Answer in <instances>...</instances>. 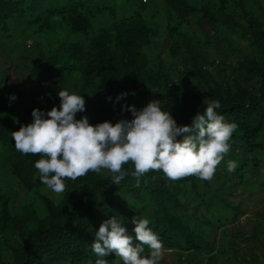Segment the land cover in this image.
Segmentation results:
<instances>
[{"label":"trees","instance_id":"trees-1","mask_svg":"<svg viewBox=\"0 0 264 264\" xmlns=\"http://www.w3.org/2000/svg\"><path fill=\"white\" fill-rule=\"evenodd\" d=\"M13 38L34 42L33 51L19 54L17 62L18 82L29 84L37 103L25 107L20 94L9 99L11 86L3 85L0 67V107L22 103L18 124L0 117L7 166L5 186L0 182V264H95L101 259L92 250L95 233L111 217L133 237V218L148 219L164 246L160 264H170L169 251L178 254L175 264H264V255L243 245L264 244V209L236 195L234 201L226 198L222 171L210 181L196 176L172 181L162 171H150L136 187L130 162L118 185L105 169L65 179L66 190L56 201L41 191L47 186L35 163L42 157L18 152L11 135L32 122L33 109H59L61 90L83 96L85 111L76 119L86 116L92 125L130 120L122 106L139 110L153 100L178 126L188 125L217 100V114L237 125L232 158L226 154L222 161L223 169L237 162L231 191L242 183L260 191L264 0H0V47ZM28 65L31 75L24 79ZM55 75L58 80L50 82ZM121 93L128 95L117 100ZM201 181L208 190L200 191ZM250 211L256 221L247 225L239 218ZM148 254L145 246L142 255ZM104 259L123 264L114 254Z\"/></svg>","mask_w":264,"mask_h":264},{"label":"clouds","instance_id":"clouds-1","mask_svg":"<svg viewBox=\"0 0 264 264\" xmlns=\"http://www.w3.org/2000/svg\"><path fill=\"white\" fill-rule=\"evenodd\" d=\"M126 95L121 93L117 100ZM58 96L59 109L53 107L47 113L33 109L32 122L11 133L18 152L42 157L35 168L41 182L57 194L66 190L65 179L75 181L89 172L99 174L102 169L108 170L112 183L118 185L129 174L123 166L130 162L136 187L139 178L150 171H162L172 181L189 176L210 181L230 151V139L237 128L217 114L216 109L221 108L217 100L208 104L204 114L197 113L188 125L178 126L156 100L139 110L122 106V111L126 107L132 114L130 120L92 125L86 116L76 119L77 113L85 111L83 96L66 90L59 91ZM236 167L237 162L228 161L229 172ZM132 222L135 237L116 217L101 223L92 243V250L101 257L95 264H108L104 257L109 254L119 257L123 264H160L164 246L149 227L150 221L134 217ZM145 246L149 249L147 256L142 255Z\"/></svg>","mask_w":264,"mask_h":264},{"label":"rangeland","instance_id":"rangeland-1","mask_svg":"<svg viewBox=\"0 0 264 264\" xmlns=\"http://www.w3.org/2000/svg\"><path fill=\"white\" fill-rule=\"evenodd\" d=\"M17 25L21 26L22 23L21 21H17ZM23 37V36H22ZM33 40L32 39H24V38H13L12 40H3L2 44H1V50L3 53V56H0V67H3V69L5 70L4 74V80H3V85L6 86L8 88V86H11L10 90H12V95L15 96V99L13 101H16V97L18 94L21 95V98L23 100V103L25 105V107H30L33 106L34 104L37 103V99L35 98V92L29 88V84H22L19 83L18 78L19 75L22 74V72L20 71V68H22L21 64L18 65L17 62V58L19 56V54L23 55V54H28L29 52L33 51ZM9 55H12L9 56ZM29 66V65H28ZM31 68L29 66L27 73L25 75L24 79H29V76L31 75ZM59 78L58 75H55L54 77H52L50 79V82L53 81H57ZM23 82H25V80H23ZM37 81L34 80L32 82V84H35ZM17 94V95H16ZM11 97V95H9ZM9 97V99H10ZM22 103L17 104V106H13L12 104H3V106L0 107V117L2 119H4L5 121L8 122H13L14 124H18L21 119L19 118L20 116V111H18V109H21ZM13 106V107H12ZM1 120V119H0ZM239 143V140H237ZM237 151V150H236ZM232 153H233V145H231L230 151L227 153L228 156L230 158H232ZM5 159V155L4 153H2L1 149H0V175H2V172H6L7 171V166L2 164V159ZM217 170L222 171L221 176L222 177H226L225 179L227 180L225 185L223 186V188L221 187L224 195L226 198H228L231 201H234L235 198L234 196H238L240 199L244 200V203H248V205L255 203V209H259L262 210L264 209V187L262 186H258L260 187L259 190L257 191V189H253L250 186L245 185L244 183H242V186L237 190H232V181H234V177H235V173L233 175V172H229L226 169H223L222 166V162L217 166ZM261 175H264V168H262V170L260 171ZM3 176V175H2ZM6 176L4 175L3 177L0 176V182L2 183L3 186H5L4 184V180H5ZM250 179V178H249ZM245 182H248V178L245 179ZM252 183V182H251ZM248 184V183H247ZM13 185H15V182H13ZM200 191L203 192V189L208 190L207 186H205V182L201 181L200 182ZM218 183L216 182L217 186ZM257 187V188H258ZM44 194L55 198L56 201H58V199L61 196L60 194H57L55 192H53L51 189H49L48 187H43L41 190ZM239 192V193H238ZM207 195L210 196L211 199H213V193L212 191H207ZM259 195V197H257ZM260 198V199H259ZM218 205V204H217ZM219 215V214H217ZM254 214H252V211L248 212L245 216H240L239 220H241V222L247 224V225H251L253 223H255L256 219L254 218ZM219 218V217H218ZM251 218V219H249ZM262 226L264 227V222H262ZM219 234H220V230H219ZM221 236V235H219ZM225 236H221V238H224ZM264 238V237H262ZM254 243V245H253ZM225 244V242H224ZM244 248L245 251H249L250 249L252 250V248H254V251L260 255L261 258H263L264 255V244L262 242V240L256 241V242H250L247 243L245 242ZM253 246V247H252ZM177 252L176 251H169L168 252V261L170 264H175L176 262V257H177ZM232 264V262L230 263Z\"/></svg>","mask_w":264,"mask_h":264}]
</instances>
